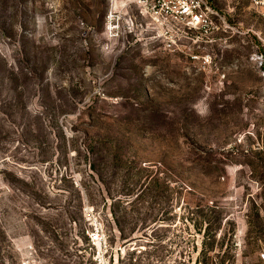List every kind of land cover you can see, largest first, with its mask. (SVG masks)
<instances>
[{
    "label": "rangeland",
    "instance_id": "rangeland-1",
    "mask_svg": "<svg viewBox=\"0 0 264 264\" xmlns=\"http://www.w3.org/2000/svg\"><path fill=\"white\" fill-rule=\"evenodd\" d=\"M129 2L0 0V264H264V6Z\"/></svg>",
    "mask_w": 264,
    "mask_h": 264
},
{
    "label": "built area",
    "instance_id": "built-area-1",
    "mask_svg": "<svg viewBox=\"0 0 264 264\" xmlns=\"http://www.w3.org/2000/svg\"><path fill=\"white\" fill-rule=\"evenodd\" d=\"M130 4L153 15L160 24L171 25L182 32H197L199 39L221 29H229L226 20L215 10L210 0H129ZM256 7L264 6V0H252ZM175 43V41H172ZM104 238L98 230L90 239L97 243Z\"/></svg>",
    "mask_w": 264,
    "mask_h": 264
},
{
    "label": "trees",
    "instance_id": "trees-1",
    "mask_svg": "<svg viewBox=\"0 0 264 264\" xmlns=\"http://www.w3.org/2000/svg\"><path fill=\"white\" fill-rule=\"evenodd\" d=\"M134 202H135V200L126 201V203H128V205H132V204H134ZM123 203L124 202H122V200H119L118 202H115L114 205L123 204ZM112 215L114 216V218L117 217L115 219H118V216H117V213L115 210L112 211ZM199 223H202V221ZM116 225H117V230L119 232V238L121 240H128L127 242H131L133 239H136L133 237L137 234V231H140V229H138L136 227H127L125 224H121L120 222L116 223ZM129 264H138V261L136 260L135 262H133V260L130 259ZM204 264H209V261L206 259L204 261ZM220 264H224V261L221 260Z\"/></svg>",
    "mask_w": 264,
    "mask_h": 264
},
{
    "label": "crops",
    "instance_id": "crops-1",
    "mask_svg": "<svg viewBox=\"0 0 264 264\" xmlns=\"http://www.w3.org/2000/svg\"><path fill=\"white\" fill-rule=\"evenodd\" d=\"M263 73H264V64H263ZM263 76H264V74H263Z\"/></svg>",
    "mask_w": 264,
    "mask_h": 264
}]
</instances>
